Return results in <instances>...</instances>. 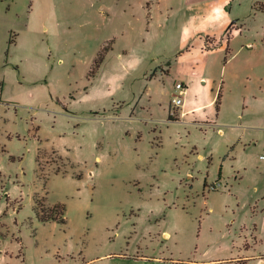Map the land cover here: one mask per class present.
<instances>
[{"label": "rangeland", "instance_id": "374dc122", "mask_svg": "<svg viewBox=\"0 0 264 264\" xmlns=\"http://www.w3.org/2000/svg\"><path fill=\"white\" fill-rule=\"evenodd\" d=\"M154 1L0 0V264H264V0Z\"/></svg>", "mask_w": 264, "mask_h": 264}, {"label": "crops", "instance_id": "0c3cea01", "mask_svg": "<svg viewBox=\"0 0 264 264\" xmlns=\"http://www.w3.org/2000/svg\"><path fill=\"white\" fill-rule=\"evenodd\" d=\"M226 1L227 0H221V1H219L217 3H213V4L212 3L203 4V5L198 6V8L197 7H194V8L189 7L187 14H186L185 21L182 25L184 32L189 31L191 29V27H190V24H191L190 21L191 20L192 21L195 20L194 22H197V20H203L206 22H210V24H212L214 26L215 25L220 26V28L222 29L223 35L229 30V36H232V37L239 36L241 34L240 27L237 26V24H234L235 22L231 20V18L229 17V15L225 11ZM154 2L158 3L159 0H155ZM206 39L209 41L207 43H205V41L202 43V48H200V54L213 51V49L217 45L215 38H209V35H208V36H206ZM227 39H228L227 36L225 38H221V42H224V43L225 42L227 43V41L229 42V40H227ZM12 45H14V43ZM205 45H207V48ZM190 52L191 51H189L188 53H190ZM188 53H186V54H188ZM183 56H181L180 58H182ZM191 63H195V64L193 65ZM203 69L196 62V58H194L190 62V66L185 69V71L182 73V75L186 78V80L188 82V81H190L191 77H197V76L202 77V73L204 71ZM200 79H203V78H200ZM179 82H182L186 86V94H185V97H186L188 94V87H187L188 85H187L186 81H184V79L179 80ZM185 97H184V102H183V107H182L184 115H186V112L190 111V110L184 109ZM196 108H198V107H196ZM260 260H262V259H260Z\"/></svg>", "mask_w": 264, "mask_h": 264}, {"label": "trees", "instance_id": "16d2710c", "mask_svg": "<svg viewBox=\"0 0 264 264\" xmlns=\"http://www.w3.org/2000/svg\"><path fill=\"white\" fill-rule=\"evenodd\" d=\"M229 37V33L227 35V38ZM208 40H205V43H207ZM14 43V40L10 39L8 44L12 45ZM207 48V45H205ZM225 51L227 52V48L225 49ZM103 61V54L102 52L99 53L97 55V58L94 60V63L92 64L91 70H90V76H94L97 69L99 68L100 64ZM218 99L219 96L217 98V102H216V106L218 109ZM169 119L173 120V118L169 115ZM36 213H37V218L40 222H57V223H61L64 224L66 223V220L64 218V214H65V206L63 204H56L52 207L48 206V207H44L40 204H37L36 202Z\"/></svg>", "mask_w": 264, "mask_h": 264}, {"label": "built area", "instance_id": "2783aa9c", "mask_svg": "<svg viewBox=\"0 0 264 264\" xmlns=\"http://www.w3.org/2000/svg\"><path fill=\"white\" fill-rule=\"evenodd\" d=\"M174 92L175 94H173L171 99L169 115L171 117H182L184 115L182 107L186 94V86L182 82H176L174 85Z\"/></svg>", "mask_w": 264, "mask_h": 264}]
</instances>
